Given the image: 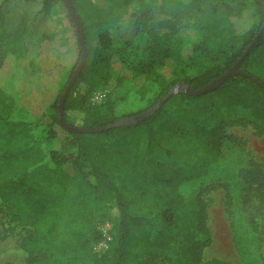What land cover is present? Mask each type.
I'll return each mask as SVG.
<instances>
[{
    "label": "trees",
    "instance_id": "16d2710c",
    "mask_svg": "<svg viewBox=\"0 0 264 264\" xmlns=\"http://www.w3.org/2000/svg\"><path fill=\"white\" fill-rule=\"evenodd\" d=\"M10 1L17 8L5 13ZM59 2L65 3L1 0L0 48L15 61L34 66L32 22L40 15L51 19ZM72 2L83 25L88 57L65 100L64 118L71 125H75L74 112L82 113L80 125L88 128L140 113L178 83L201 89L234 66L262 33L240 63V69L252 77L233 74L212 91L174 94L139 124L92 133L69 131L76 145L74 155L58 149L47 153L35 141L30 123L15 117L17 97L0 83V214L33 228L19 243L27 252L25 264H203L204 251L213 242L203 194L214 186L207 185L189 198L181 185L223 157L226 142L234 137L227 128L235 112L247 110L264 133V80L247 68L253 58L264 56V0ZM35 4L40 6L37 17H31ZM157 9L170 16L158 19ZM250 9L251 24L239 31L234 18ZM69 17L75 26L70 13ZM125 22L133 27L135 38L146 35L144 44L128 38L117 41L106 28ZM182 27L200 35L190 59L183 52ZM54 33L36 36L34 48ZM82 54L79 43L78 60L61 94ZM115 56L134 78L143 79L137 89L141 98H148L149 83L158 86L143 110L118 116L110 96L99 104L91 102L93 94L108 87L113 78L124 83L111 69ZM161 67L170 69V76ZM258 72L264 76V71ZM61 94L53 105L59 124ZM247 175L249 183L264 187V163H254ZM230 197L227 193L228 203ZM249 200L247 189L244 204ZM103 202L110 203L109 239L97 226ZM237 238L241 246L243 238ZM104 239L106 248L91 256Z\"/></svg>",
    "mask_w": 264,
    "mask_h": 264
},
{
    "label": "rangeland",
    "instance_id": "374dc122",
    "mask_svg": "<svg viewBox=\"0 0 264 264\" xmlns=\"http://www.w3.org/2000/svg\"><path fill=\"white\" fill-rule=\"evenodd\" d=\"M15 4L13 1L8 2L5 13H8V10L14 11L17 8ZM39 7L38 4L32 5L31 17H37L35 13ZM134 8L133 6L131 9ZM157 10L156 14L160 20L170 16ZM129 16L130 12L124 18L128 19ZM251 20V9L243 17L234 18L239 31L248 28ZM32 26L34 66L26 60L15 61L12 55L0 48V83L17 97L15 117L30 123L35 141L43 145L47 153L58 149L68 155H74L76 145L72 135L58 123L57 111L53 105L61 94V87L67 81L71 67L79 57L77 30L70 20L64 2L55 6L51 19L40 15L33 20ZM106 28L113 31L117 41L120 38H128L140 44L145 43L146 35L135 38L134 29L127 22L119 27L116 23H111ZM53 31L55 33L51 39L44 40L37 49L34 48L36 36ZM163 31L165 29L161 30ZM179 34L185 40L184 55L190 59L193 45L200 40V35L197 30L188 27L180 28ZM114 58L111 69L116 77L124 79V83L120 85L113 78L108 87L96 91L103 92L104 97L95 101L91 98V102L99 104L110 96L118 116L143 110L158 86L149 83L148 98H141L137 89L143 79L134 78L133 71L117 60V56ZM247 68L249 72L264 80V76L258 72V69L264 71V56L253 58ZM160 71L170 76L171 71L167 67H161ZM191 71L195 73L197 70L192 67ZM73 116L75 125L81 126L82 113L74 112ZM227 130L234 137L226 142L223 157L217 163L200 170L195 180L184 182L181 192L186 197L193 198L200 189L207 185L214 186L203 194L208 209V225L213 235L211 246L204 251L203 264H264V187L259 188L257 183H249L247 175L254 163H264V133L251 120L247 110L235 112ZM247 189L250 200L244 204ZM227 193L231 196L229 203ZM109 205V202L102 203V212L97 221V226L105 237L109 236L111 229ZM32 229L30 225L13 220L9 216L4 218L0 214V263H26L27 252L19 243ZM237 235L243 238L241 246L238 244ZM104 242L105 239L94 246L91 256L106 248Z\"/></svg>",
    "mask_w": 264,
    "mask_h": 264
},
{
    "label": "water",
    "instance_id": "95a60500",
    "mask_svg": "<svg viewBox=\"0 0 264 264\" xmlns=\"http://www.w3.org/2000/svg\"><path fill=\"white\" fill-rule=\"evenodd\" d=\"M64 1H65L67 8H68L69 13L71 14V16L75 22L78 40H79L80 46L83 50L81 60L78 63L72 77L68 81L64 91L62 92V94L59 98V102H58V106L60 109V123L62 124V126L64 128H66L67 130H69L71 132H101L105 129H109V128H113V127L130 126V125L139 124L140 122H142V121L146 120L147 118H149L150 116H152L174 94L184 92V93H188L191 95H198V94L206 93L208 91H212V90L216 89L217 87H219L229 76H231L233 74L242 73V74L247 75L248 77H252L251 74H248V73H246L240 69V63L247 56V54L252 49L254 44L259 40L262 33H259V35L254 39L252 44L246 49L243 56L239 59V61L236 62V64L234 66H232L225 74L214 79L212 82H210L208 85H206L205 87H203L201 89H193L191 86H189L187 84L178 83V84L174 85L173 87H171L169 89V91L155 105H153L152 107H150V108H148V109H146L140 113L117 119L115 122L110 123L108 125L101 126V127L88 128V127L71 125L68 122H66V120L64 118V104H65V100H66L72 86L74 85V83L77 80L81 70L83 69L84 64L87 61L88 50H87L86 44H85V34H84L83 25H82L81 20L78 16L76 8H75L72 0H64Z\"/></svg>",
    "mask_w": 264,
    "mask_h": 264
},
{
    "label": "built area",
    "instance_id": "2783aa9c",
    "mask_svg": "<svg viewBox=\"0 0 264 264\" xmlns=\"http://www.w3.org/2000/svg\"><path fill=\"white\" fill-rule=\"evenodd\" d=\"M104 97V93L103 92H95L94 95L92 96L93 101L95 100H101ZM110 236L107 237V239H109ZM104 245L107 246L106 241L104 242Z\"/></svg>",
    "mask_w": 264,
    "mask_h": 264
}]
</instances>
